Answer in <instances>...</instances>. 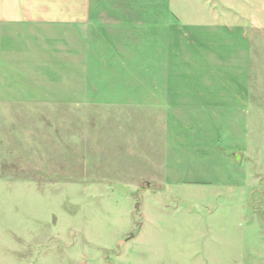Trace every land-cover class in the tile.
<instances>
[{
	"label": "rangeland",
	"instance_id": "rangeland-1",
	"mask_svg": "<svg viewBox=\"0 0 264 264\" xmlns=\"http://www.w3.org/2000/svg\"><path fill=\"white\" fill-rule=\"evenodd\" d=\"M94 2L95 16L136 5L121 10L141 22L153 2L155 23L186 34L243 32L250 115L171 123L142 154L144 111L115 104L113 73L66 74L57 42L0 28V264H264V0Z\"/></svg>",
	"mask_w": 264,
	"mask_h": 264
},
{
	"label": "crops",
	"instance_id": "crops-1",
	"mask_svg": "<svg viewBox=\"0 0 264 264\" xmlns=\"http://www.w3.org/2000/svg\"><path fill=\"white\" fill-rule=\"evenodd\" d=\"M152 3L146 4V19L139 22L136 14L122 13L136 5L114 6L113 16L109 7L101 6L95 16L94 0H0V28L11 38L26 29L41 44L57 42L61 49L56 51L67 61L66 74H89L97 61L103 72L113 73L116 95L124 92L115 104L144 111V117H137V122L147 123L142 154L161 132L166 139L171 123L180 132H197L194 123L202 120L248 117L253 65L245 34L222 25L186 34L182 25L155 23L153 12L148 13ZM73 80V89L89 88ZM145 183L155 185L148 177L134 185ZM145 226L142 222L141 230ZM155 256L147 258L149 264H160L163 254Z\"/></svg>",
	"mask_w": 264,
	"mask_h": 264
}]
</instances>
